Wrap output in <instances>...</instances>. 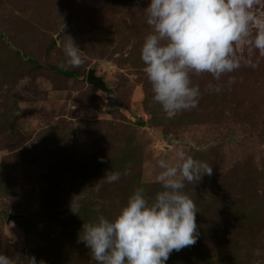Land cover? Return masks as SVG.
Segmentation results:
<instances>
[{"label": "rangeland", "instance_id": "1", "mask_svg": "<svg viewBox=\"0 0 264 264\" xmlns=\"http://www.w3.org/2000/svg\"><path fill=\"white\" fill-rule=\"evenodd\" d=\"M149 3L0 0V253L13 264L33 256L44 264H97L79 239L83 223L114 218L138 187L154 198L162 190L157 160L178 150L213 171L185 181L200 236L166 264H264V57L256 53L258 67L222 76L219 94L207 89L217 83L211 74L192 73L197 107L168 119L140 57L152 32ZM67 36L84 63L63 68L101 79L114 106L86 79L31 71L21 56L61 66ZM230 76L237 82L228 86ZM109 170L120 179L96 192ZM10 214L25 218L7 222Z\"/></svg>", "mask_w": 264, "mask_h": 264}, {"label": "clouds", "instance_id": "2", "mask_svg": "<svg viewBox=\"0 0 264 264\" xmlns=\"http://www.w3.org/2000/svg\"><path fill=\"white\" fill-rule=\"evenodd\" d=\"M258 8H264V0H150L145 11L152 32L145 37L140 57L153 100L166 118L197 107L201 91L192 84V73L211 74L217 83L209 82L207 89L219 94L226 86L219 83L222 76L242 66L258 67L254 56L264 57V12L258 14ZM67 37L61 67H79L83 51ZM236 82L230 76L227 85ZM157 167L155 182L162 190L154 198L138 187L114 218L98 215L94 222L83 223L79 239L97 264H166L173 251L196 244L198 211L183 190L185 181L212 175V166L178 150L171 160L158 159ZM121 175L107 171L94 190L99 192L104 183H114ZM70 208L77 215L79 202L72 200ZM27 261L44 264L34 256ZM0 264L13 262L0 253Z\"/></svg>", "mask_w": 264, "mask_h": 264}, {"label": "trees", "instance_id": "3", "mask_svg": "<svg viewBox=\"0 0 264 264\" xmlns=\"http://www.w3.org/2000/svg\"><path fill=\"white\" fill-rule=\"evenodd\" d=\"M0 38H1V36H0ZM1 39H3V38H1ZM48 51L49 50H47V52ZM21 56L26 60V62H28V64L30 65L31 71H37V70H40V69H47L49 71H52L53 73L60 74L63 77H66V78H69V79H76V80H79V81L86 79V81L88 82L87 79H88L89 74L86 77L84 74L81 75V74H78L77 72H74V71H67L61 66H43V65L39 64V62L36 59H34L33 57H30V56H28L26 54H23V55L21 54ZM108 104L114 106V104H110V103H108ZM137 125L144 126V123L142 121L138 120L137 121Z\"/></svg>", "mask_w": 264, "mask_h": 264}, {"label": "water", "instance_id": "4", "mask_svg": "<svg viewBox=\"0 0 264 264\" xmlns=\"http://www.w3.org/2000/svg\"><path fill=\"white\" fill-rule=\"evenodd\" d=\"M0 36L2 37L3 35L0 34ZM92 77V78H91ZM90 78L92 79V81H90ZM88 82H90L91 85H93L96 89L102 91L105 93V95L108 98V101L110 104H115L116 103V98L114 96V93L112 92V90H110L101 79L94 77L92 74L89 73L88 76ZM25 216L24 215H18V214H10L7 218V222H10L12 220H17V219H24Z\"/></svg>", "mask_w": 264, "mask_h": 264}]
</instances>
